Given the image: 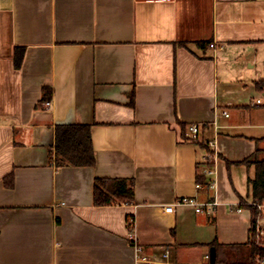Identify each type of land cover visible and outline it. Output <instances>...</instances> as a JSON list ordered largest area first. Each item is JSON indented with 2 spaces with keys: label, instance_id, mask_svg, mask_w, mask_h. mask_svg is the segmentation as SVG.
I'll return each instance as SVG.
<instances>
[{
  "label": "crops",
  "instance_id": "obj_1",
  "mask_svg": "<svg viewBox=\"0 0 264 264\" xmlns=\"http://www.w3.org/2000/svg\"><path fill=\"white\" fill-rule=\"evenodd\" d=\"M261 48L264 0H0V264H136L131 232L147 264L239 258L256 169L231 163L264 149ZM60 125L91 127L94 166H57ZM214 140L219 207L166 213L213 199ZM104 178L133 202L96 206Z\"/></svg>",
  "mask_w": 264,
  "mask_h": 264
},
{
  "label": "trees",
  "instance_id": "obj_2",
  "mask_svg": "<svg viewBox=\"0 0 264 264\" xmlns=\"http://www.w3.org/2000/svg\"><path fill=\"white\" fill-rule=\"evenodd\" d=\"M206 43H199L204 47ZM26 53L25 47L15 50V66L20 69ZM259 91L264 92V81L257 84ZM48 91V89H47ZM51 92H46L44 100H48ZM134 103V101H133ZM264 141V139H263ZM56 164L58 167L75 166L91 167L95 164L94 150L92 147L91 127L87 125H60L57 127L56 136ZM236 165L247 167L255 166L256 176L249 179L252 187V202L264 204V149H258L253 155ZM135 197V182L129 179H97L94 188V203L96 206H111L119 203L131 204ZM242 207L252 212V227L248 253L250 260L246 258L245 252H240L239 258L229 259L226 255L219 254V245L214 243L217 249L216 264H264V245H258L254 239L253 225L258 215L255 206L242 202ZM264 243V242H263ZM222 257V259H220ZM248 257V258H249Z\"/></svg>",
  "mask_w": 264,
  "mask_h": 264
},
{
  "label": "built area",
  "instance_id": "obj_3",
  "mask_svg": "<svg viewBox=\"0 0 264 264\" xmlns=\"http://www.w3.org/2000/svg\"><path fill=\"white\" fill-rule=\"evenodd\" d=\"M210 47L212 49H217V44L212 43L210 45ZM260 104H262V99H258L256 102H253L251 104V106H256V105H260ZM47 105L49 106L50 103H47ZM223 115L225 117H229V115L226 112H224ZM188 136L192 141H196L199 139L200 125L198 123H194V124L190 125L189 130H188ZM209 145L212 147L213 153L209 154L207 159H208V161L212 162V169H207L205 172H207L209 175H211L214 178V180L210 184V188L212 190H214V192H215L213 199L209 202H201L199 199H197L195 197L194 198H188V197L179 198V199H177V201L174 205H171V206L166 208V213H169V214L174 213L177 206H191L194 208V210L197 214L212 215L213 213H215V211L219 207L220 202H219L218 197H217V189L218 188H217V180H216L217 161H218V152H217L218 149H217L216 140H214L213 142H209ZM197 188H201V186L198 185ZM248 204L255 206V208L257 209V212H258L256 222L253 225V230H254L255 242L258 245H260L261 240L263 239V236H264V204L253 203V202H250ZM241 208H243V207H241ZM239 211H241V210H239ZM130 222H131L130 223L131 224L130 225L131 230H134V220L131 219ZM129 237H130L131 244L133 246H135V248L137 249L136 264H145V263L147 264V263H149L148 258L143 257L140 254L141 248L135 243L136 237L134 235V232H131Z\"/></svg>",
  "mask_w": 264,
  "mask_h": 264
},
{
  "label": "water",
  "instance_id": "obj_4",
  "mask_svg": "<svg viewBox=\"0 0 264 264\" xmlns=\"http://www.w3.org/2000/svg\"><path fill=\"white\" fill-rule=\"evenodd\" d=\"M210 261H211V264H216V261H217L216 248H212L210 251Z\"/></svg>",
  "mask_w": 264,
  "mask_h": 264
},
{
  "label": "rangeland",
  "instance_id": "obj_5",
  "mask_svg": "<svg viewBox=\"0 0 264 264\" xmlns=\"http://www.w3.org/2000/svg\"><path fill=\"white\" fill-rule=\"evenodd\" d=\"M261 59L263 58L264 56V49L261 48ZM264 236H263V239L261 240V245H264ZM246 253V258L248 259V261L250 260V257H249V253H248V250L245 252ZM249 257V258H248ZM220 259H222V257H220ZM218 264H222L221 262H219Z\"/></svg>",
  "mask_w": 264,
  "mask_h": 264
}]
</instances>
